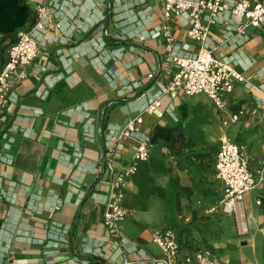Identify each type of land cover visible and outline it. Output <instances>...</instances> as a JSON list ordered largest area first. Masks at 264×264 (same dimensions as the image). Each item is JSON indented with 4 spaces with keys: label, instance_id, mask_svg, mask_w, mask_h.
<instances>
[{
    "label": "crops",
    "instance_id": "crops-1",
    "mask_svg": "<svg viewBox=\"0 0 264 264\" xmlns=\"http://www.w3.org/2000/svg\"><path fill=\"white\" fill-rule=\"evenodd\" d=\"M22 2L27 6V0ZM44 5L51 16L39 40L44 45H39L27 78L14 89L23 108L15 107L10 123L25 136H14L13 163L0 164V196L4 194L0 264H152L139 251L147 258L161 259L152 236L166 227L177 234L183 252L205 247L213 249L215 264L219 258L225 259L224 264H264L263 183L247 193L231 214L218 209L207 213L222 196L214 163L224 139L236 143L251 171L263 169L264 177L260 164L264 161V118L260 110L254 113L264 94L235 83L222 112L204 96L230 124L224 121L229 128L202 144L185 129H167L179 121L171 105L182 108V99L195 95L162 98L159 115H145L141 132L148 135L150 144L154 136L163 138L162 154L167 159L158 167L152 166L150 158L135 163L130 147L134 142L128 140L116 163L118 169L136 166L121 202L128 215L117 222L118 235H108L103 205L92 198L105 193L104 139L108 132L124 127L127 118L152 97L147 74L166 60L164 40L149 37L160 25L162 0H35L26 30L38 20L36 8ZM169 26L177 44L187 42L184 26L175 20ZM224 33L222 26L211 30L219 46L214 55L228 57L247 82H263L257 74L264 68V27L247 28L245 37L236 35L233 42H225ZM10 36L7 46L13 43ZM197 49L190 44L192 53ZM7 52L0 49V68ZM160 82L166 83L167 78L160 77ZM133 83L141 87L123 98L118 96L117 89ZM231 115H238L239 121H230ZM246 130L254 135L245 141ZM153 169L161 184L144 187ZM153 189L157 193L152 194ZM169 192L175 204L171 202L170 211L162 212L164 221L155 229L149 204L169 203Z\"/></svg>",
    "mask_w": 264,
    "mask_h": 264
},
{
    "label": "built area",
    "instance_id": "built-area-1",
    "mask_svg": "<svg viewBox=\"0 0 264 264\" xmlns=\"http://www.w3.org/2000/svg\"><path fill=\"white\" fill-rule=\"evenodd\" d=\"M36 14L38 20L33 27L29 30H15L13 43L9 46L7 58L0 68V164L13 163L10 150L14 144V136L18 133L25 136L22 129L10 123V118L15 107L23 108L18 105L19 97L14 89L27 78L28 70L38 55L39 45H44L39 40L43 38L45 28L51 21L45 5L38 6ZM173 20L186 28L185 37L188 43L179 45L175 42L169 26ZM220 26L225 32V42H233L236 35L244 38L247 28H263L264 0H162L160 25L150 32L149 37L164 40L166 60L164 66L147 74L148 80L152 82L151 90L154 91L152 97L141 110L127 118L124 127L108 132L104 139L102 167L107 176L103 182L105 193L93 194L92 198L103 205L102 220L108 235H118L117 222L128 215L121 202L126 181L136 172L135 164L118 169L116 163L122 159L128 140L134 142L130 147L135 163H144L150 158V139L146 133L141 132V127L145 115H159L162 98L175 99L179 96L202 94L207 96L216 111L222 112L227 107L226 96L233 92L235 83H243L245 88H255L264 94V68L257 74L263 82H247L228 57L223 54L214 55L219 46L216 45L211 30ZM3 36L0 33V40ZM191 43L198 46L194 53L190 51ZM160 77H166L167 82H160ZM140 87L136 83L126 84L116 92L123 98ZM256 104L254 113L260 110L264 118V101ZM229 120L239 121L238 115H231ZM216 153L214 169L216 179L222 185V196L218 206L210 208L207 213L218 209L225 215L231 214L247 193L262 185L263 169L253 173L249 168L248 158L231 140L224 139ZM260 164L264 166V161ZM2 198L4 194L0 196V200ZM259 203L260 200L257 205ZM121 241L127 243L124 239ZM152 242L161 250V259L147 258L144 252L139 251L140 257L152 264H215L213 249L204 247L183 252L172 228L155 231Z\"/></svg>",
    "mask_w": 264,
    "mask_h": 264
},
{
    "label": "rangeland",
    "instance_id": "rangeland-1",
    "mask_svg": "<svg viewBox=\"0 0 264 264\" xmlns=\"http://www.w3.org/2000/svg\"><path fill=\"white\" fill-rule=\"evenodd\" d=\"M22 1V0H21ZM35 6V0H27V7L30 9V11H33ZM21 29H26L25 27H22ZM1 43V40H0ZM173 114L177 115L179 118L178 123H173L167 129L169 131H176V130H186V134L190 137L196 138V141L200 144L207 142L208 140H215L219 138V134L223 133L227 127L224 125V121H228V118L224 116L223 114H219L213 110L212 105L209 104L208 101H206L204 95H195L194 97H191L189 100L182 99L181 106H183V110L185 107H189V110L187 113L182 110L181 107L173 106ZM264 130V123L261 126ZM252 131H245L243 134L246 140H250L251 137H253L254 133H250ZM257 136V134H256ZM258 137V136H257ZM152 142L150 144V161H152V166L158 167L165 163L164 155L162 154V151L165 149L163 138L160 136H154L151 138ZM260 139V138H259ZM244 141H237L239 145H243ZM254 144V143H253ZM167 159V158H166ZM156 171H152V174L148 177L146 184L144 187H152L156 186L158 184H161V179L157 177L158 175L155 173ZM162 181H165V179ZM144 191L145 189L142 188ZM169 191V190H168ZM157 199V198H156ZM167 204H155L152 203L149 204V211L151 216V227H154L155 229H158L164 221V218H161L162 212L170 211L171 202H174V194L173 192H169ZM171 200V201H170ZM150 201V200H149ZM146 202V205L148 202ZM175 204V202H174ZM168 216V214H167ZM169 217V216H168ZM172 218V217H171ZM176 219L175 217L172 218L174 221ZM241 255V254H240ZM245 255V254H244ZM225 259L219 258L217 259V264H224Z\"/></svg>",
    "mask_w": 264,
    "mask_h": 264
},
{
    "label": "water",
    "instance_id": "water-1",
    "mask_svg": "<svg viewBox=\"0 0 264 264\" xmlns=\"http://www.w3.org/2000/svg\"><path fill=\"white\" fill-rule=\"evenodd\" d=\"M21 0H0V33L13 35L16 29L25 26L29 18V8ZM10 38L4 45H9ZM264 188V180H263Z\"/></svg>",
    "mask_w": 264,
    "mask_h": 264
},
{
    "label": "trees",
    "instance_id": "trees-1",
    "mask_svg": "<svg viewBox=\"0 0 264 264\" xmlns=\"http://www.w3.org/2000/svg\"><path fill=\"white\" fill-rule=\"evenodd\" d=\"M27 25H28V20L26 21L24 27H25V28L28 27ZM3 38H4V39H3V40L1 41V43H0V49L4 51V50H7V49L9 48V46L4 45V41H5L6 39H8V38H11V41H12V36H10V35H4ZM151 193H152V194L157 193V189H153ZM160 197H161V198L163 197V192H161Z\"/></svg>",
    "mask_w": 264,
    "mask_h": 264
}]
</instances>
